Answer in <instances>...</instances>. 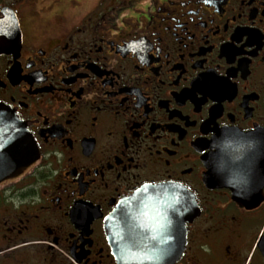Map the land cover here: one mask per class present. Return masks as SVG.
Returning a JSON list of instances; mask_svg holds the SVG:
<instances>
[{"label": "flooded vegetation", "instance_id": "obj_1", "mask_svg": "<svg viewBox=\"0 0 264 264\" xmlns=\"http://www.w3.org/2000/svg\"><path fill=\"white\" fill-rule=\"evenodd\" d=\"M0 103L35 143L0 184V264H118L105 221L185 194L167 264H264V0H0ZM13 13H10L13 17Z\"/></svg>", "mask_w": 264, "mask_h": 264}, {"label": "water", "instance_id": "obj_2", "mask_svg": "<svg viewBox=\"0 0 264 264\" xmlns=\"http://www.w3.org/2000/svg\"><path fill=\"white\" fill-rule=\"evenodd\" d=\"M0 18V53L20 39L15 14ZM10 13H13V17ZM38 158L34 141L18 116L0 103V184L26 175ZM185 194L168 184L146 185L127 198L105 221V232L118 264H167L181 253Z\"/></svg>", "mask_w": 264, "mask_h": 264}]
</instances>
